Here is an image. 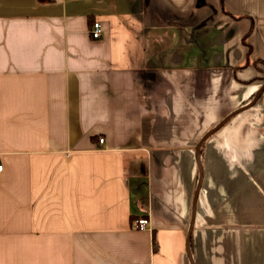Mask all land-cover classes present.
<instances>
[{
	"label": "crops",
	"instance_id": "1",
	"mask_svg": "<svg viewBox=\"0 0 264 264\" xmlns=\"http://www.w3.org/2000/svg\"><path fill=\"white\" fill-rule=\"evenodd\" d=\"M263 78L264 0H0V264H264Z\"/></svg>",
	"mask_w": 264,
	"mask_h": 264
},
{
	"label": "built area",
	"instance_id": "2",
	"mask_svg": "<svg viewBox=\"0 0 264 264\" xmlns=\"http://www.w3.org/2000/svg\"><path fill=\"white\" fill-rule=\"evenodd\" d=\"M49 1H61V0H49ZM102 34V26L99 22H93L91 30L89 32V36L93 39H100ZM99 143H103V139H99ZM3 171L1 162H0V173ZM150 221H148L147 217H139L134 220L132 223V227L136 231H144L148 229Z\"/></svg>",
	"mask_w": 264,
	"mask_h": 264
},
{
	"label": "water",
	"instance_id": "3",
	"mask_svg": "<svg viewBox=\"0 0 264 264\" xmlns=\"http://www.w3.org/2000/svg\"><path fill=\"white\" fill-rule=\"evenodd\" d=\"M264 91V83L259 87V89H258V91L255 93V95H254V97H253V99L250 101V103L248 104V105H246V106H243V107H241L240 108V110H242V109H245V108H248V107H250L251 105H253V103L257 100V98L259 97V95L262 93ZM237 111H239V110H236V112ZM236 112H234V113H232L231 115H229V116H227V117H225L223 120H222V122H220L217 126H215L211 131H214V130H216V129H218V128H220L227 120H228V118H230V116H232L233 114H235ZM208 135H209V132L207 133V135L202 139V141L204 140V139H206L207 137H208ZM201 141V142H202ZM199 145L200 144H198V146H197V153H196V163H198V168H199V181H198V184H197V187H196V196H197V194H198V190H199V187H200V180H201V177H200V175H201V165H200V163H199ZM187 249V248H186ZM189 250L187 249V252H188ZM189 254V253H188Z\"/></svg>",
	"mask_w": 264,
	"mask_h": 264
},
{
	"label": "trees",
	"instance_id": "4",
	"mask_svg": "<svg viewBox=\"0 0 264 264\" xmlns=\"http://www.w3.org/2000/svg\"><path fill=\"white\" fill-rule=\"evenodd\" d=\"M262 83H264V78L262 79Z\"/></svg>",
	"mask_w": 264,
	"mask_h": 264
}]
</instances>
